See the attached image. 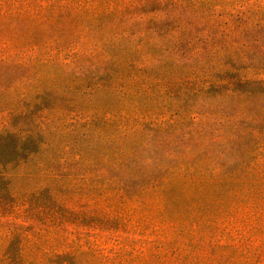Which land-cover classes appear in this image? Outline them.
<instances>
[{
	"label": "rangeland",
	"instance_id": "rangeland-1",
	"mask_svg": "<svg viewBox=\"0 0 264 264\" xmlns=\"http://www.w3.org/2000/svg\"><path fill=\"white\" fill-rule=\"evenodd\" d=\"M52 1L23 20L0 18V39L37 49L28 71L0 74V134L29 131L45 144L9 169L31 176L13 179L0 196V264H70L67 254L77 264H264V186L248 202L200 188L191 171L171 177L165 194L154 186L163 174L158 138L180 146L236 135L226 122L240 107L199 90L220 92L228 49L264 43L244 24L264 0H218L214 11L205 6L181 20L146 2L123 14L122 39L113 16L59 14ZM248 139L225 148L224 176L264 161L254 147L242 154ZM130 151L133 165L115 166Z\"/></svg>",
	"mask_w": 264,
	"mask_h": 264
},
{
	"label": "trees",
	"instance_id": "trees-1",
	"mask_svg": "<svg viewBox=\"0 0 264 264\" xmlns=\"http://www.w3.org/2000/svg\"><path fill=\"white\" fill-rule=\"evenodd\" d=\"M45 1L47 0H0V18L5 24L13 18L23 20L32 10L41 8L42 5L40 3ZM217 1L55 0L50 4L51 6L58 4L59 9L56 8V10L59 14H62L63 10H65L69 12V16L73 15L72 9L79 11L85 9L98 18L113 16L115 18L113 26L117 29L115 38L122 39L125 36L127 37L129 32L126 30L128 21L125 22L122 16L132 7L138 8L146 2H150L153 6H158V10L169 7L171 8L170 13L173 12V17L181 20L183 17H190L192 12H196L205 6H209L210 10L214 11L216 7L211 6V4ZM260 10H262L264 16V9L261 8V5L256 7L255 13H249V11L244 13V24L246 25L245 29L254 28L255 34L262 35L261 37L264 39V18H257L256 16ZM231 31L233 30L231 29ZM257 42L259 40L255 39L251 42L240 44L235 50L232 48L228 49L226 54L233 61L225 64L226 69L229 71L228 73L225 70L220 71L225 72L226 77L217 82L216 88L219 89V93L207 92L209 88L199 90V93L207 95L210 101L214 98L219 100L229 99L240 107L235 114L228 116L226 122V125L235 129L236 135L217 136L207 143L194 141L193 144H190L187 141H182L180 146L175 144L171 137L158 138V147H161L162 160L160 169L163 174L158 178V184H154V186L158 185L160 194H165L169 189L174 181V178L171 177L182 171L185 173L191 171L189 173L191 177H193L191 173H200L197 182L200 188L227 189L230 196L233 198L242 197L246 200L245 202L252 201L255 192L257 194L260 186H264V161L260 162L258 159L242 164L243 169L241 172L232 173L228 177L223 175L224 166L219 162L228 144H230V149L233 150L248 137V143L243 146L242 154L252 150L251 147L255 148L254 152H256L257 156L264 153V43L259 42L253 46ZM36 51L37 49L34 45L22 49L18 48L11 40L0 39V74L17 69L28 71L33 67V54ZM161 51L164 52V50ZM116 52H118V49H116ZM218 53L217 48H213L212 56ZM103 58L104 64H112L115 60L113 54H105ZM234 60L243 65H239L236 68L233 63ZM49 63L52 62H45V64ZM63 66L69 67V64L64 63ZM250 74L252 75L249 76ZM21 133L19 131L17 134H0V196L2 193L10 192L13 179L31 176V174L27 173H12L9 169L11 168V171L18 169L27 162L28 158L33 157L37 151L45 146L40 140H35L32 132L29 131L21 139H16ZM178 147L183 150L181 152L176 150ZM193 148H198V150L193 152ZM209 149H211V153H208ZM124 153L122 160L116 162L115 166L122 168L133 165L136 160L135 152ZM50 176L53 177L52 174ZM43 192L49 194L47 188ZM212 246L220 249L224 248V246H219V244H213ZM10 248L4 252L6 258L11 256ZM72 255L74 254L66 255L72 258L70 264H77L76 259Z\"/></svg>",
	"mask_w": 264,
	"mask_h": 264
}]
</instances>
